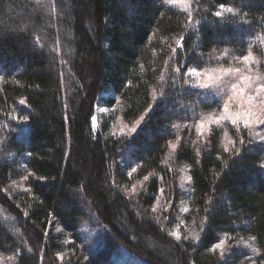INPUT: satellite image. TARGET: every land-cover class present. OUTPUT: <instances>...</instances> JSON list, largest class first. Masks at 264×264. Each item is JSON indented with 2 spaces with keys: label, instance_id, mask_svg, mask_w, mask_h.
Here are the masks:
<instances>
[{
  "label": "trees",
  "instance_id": "1",
  "mask_svg": "<svg viewBox=\"0 0 264 264\" xmlns=\"http://www.w3.org/2000/svg\"><path fill=\"white\" fill-rule=\"evenodd\" d=\"M263 45L264 0H0V264H264V141L188 72Z\"/></svg>",
  "mask_w": 264,
  "mask_h": 264
},
{
  "label": "rangeland",
  "instance_id": "2",
  "mask_svg": "<svg viewBox=\"0 0 264 264\" xmlns=\"http://www.w3.org/2000/svg\"><path fill=\"white\" fill-rule=\"evenodd\" d=\"M263 51H264V45H263ZM248 54L249 53H244L241 55H231V57H229V55L226 54L225 52H221L220 57H224V56L227 57L226 63H222L221 62L222 60H221V61H219V63L217 65H215L213 67H204L202 69L192 67V68L188 69L189 79L191 81L190 82L191 84L201 87V85L207 83L210 86L205 87V88L209 92L215 94L217 99L220 98L219 101L215 104V108L213 110H208V111L199 113V116L195 120V130L197 131L198 134H203V133L207 132L209 127L214 126V127H217V128L222 130L223 141L227 142V140L225 139V136H224V132L226 130L228 132V136H229V133H230L229 127H230V125L233 126L229 120L221 121V123L219 125L214 124V123L205 122L203 128H199V122H200L202 117H205L209 114L219 116L223 111L224 103L228 102L229 97L234 95L232 88H231V85L234 82H238L237 75L236 74L225 75L220 71V69L239 67L242 70H244L245 74L251 75L253 77V79H255V77L257 75L264 78L263 73L259 70V60L264 62V55H263V57H261L259 59L252 54L253 59L255 60V63L251 64V72L249 73V72H247V69L245 68V63L243 61V56L248 55ZM193 69L195 70V72L192 71ZM197 73H198V75H197ZM209 76L220 77V79L209 80ZM259 83H264V79H262ZM255 87H256V85L253 84L252 88H250L248 91L251 94H254ZM261 96L264 97V93H261ZM259 100H260V98L258 97L257 100L253 102L254 110L258 114L261 112V105L259 103ZM241 103H244V106L247 107L246 98H239L238 97L237 99L231 101L230 102V111H232V112H235L238 110L242 111L243 109L237 107V105H239ZM111 110H112L111 106L110 107L109 106H101V107L97 106V112L101 113V115H102L101 120L106 119V131H109L110 134L115 133V134L127 135V134L134 132V131H132V129L135 128V130H136L138 128V126L140 125L142 117H140V118H138L132 122H127V121L123 120L119 115H115V117L113 116V118H112L111 117ZM99 119H100V117H99ZM261 119H264V115L261 116ZM240 125L242 127H244L242 123H240ZM246 129L248 131H250L254 137L256 136L257 132H261V134H264V124H258V125H255L252 129H248V128H246ZM187 178H189L188 174L185 170H183L181 182L184 183V186H188L189 179H187ZM133 187H136V186H133ZM133 187H132V189H133ZM161 194H162L161 196L163 197V203L164 202L167 203L166 198L164 197L165 196L164 193L162 192ZM158 207H162V206H158ZM217 243H219V241H217L215 243V245ZM247 245H248V248L250 250H252V244L250 243L249 240H247Z\"/></svg>",
  "mask_w": 264,
  "mask_h": 264
},
{
  "label": "snow or ice",
  "instance_id": "3",
  "mask_svg": "<svg viewBox=\"0 0 264 264\" xmlns=\"http://www.w3.org/2000/svg\"><path fill=\"white\" fill-rule=\"evenodd\" d=\"M166 4L170 5H184L186 10H190L191 8V0H165ZM221 9H224L225 11L232 12L233 9L231 7H225V5H220ZM189 11V15H190ZM221 12L217 11L215 13L216 16H221ZM243 61L245 63V68L247 69V72H251V64L255 63V60L253 59L252 53L249 52L248 55L243 56ZM179 71V69H177ZM195 72V70H192ZM220 71L225 74H236L238 82H234L231 85L232 91L234 93L233 96L229 97V101L225 102L223 105V111L219 116H215L213 114H209L205 117H202L199 122V128H203L205 122L208 123H214V124H220L221 121L229 120L232 125L239 127V124L242 123L245 128L252 129L255 125L258 124H264V119H261V116L264 115V97L261 96V93H264V83H259L262 79L259 75L253 79L251 75L245 74L244 70L241 68H226V69H220ZM198 75V73H197ZM218 80L220 77H212L209 76V80ZM253 84L256 85L254 89V94H251L248 90L252 88ZM210 85L205 83L201 85V87H209ZM246 98V104L247 107L244 106V103H241L237 105L238 108L243 109L232 112L230 111V102L237 99V98ZM260 98L259 103L261 105V112L258 114L254 110L253 102L257 100V98ZM23 103V101H21ZM93 122H95V118H93ZM132 131H135V128L132 129ZM225 139L227 140V143L225 144V151L228 150V145H235V141H233L229 136L228 132L225 130L224 132ZM256 137H258L260 140L264 141V134H261V132L256 133ZM242 142V141H241ZM171 147L174 149L175 145L172 144ZM261 167H264V164L260 165ZM145 180L148 179V177H144ZM187 179H190L187 178ZM133 192H135V187L132 189ZM161 192L163 190L161 189ZM155 211V209H153ZM184 211H187V208L184 209ZM178 227V226H177ZM173 235L177 240L180 239L179 231H173L170 233ZM251 239H255V237H252ZM226 243L225 239H221L219 243H217L214 247L215 249H224V245ZM255 251V249H253Z\"/></svg>",
  "mask_w": 264,
  "mask_h": 264
}]
</instances>
